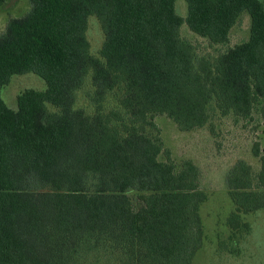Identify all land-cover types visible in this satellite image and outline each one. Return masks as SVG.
Masks as SVG:
<instances>
[{
    "label": "trees",
    "instance_id": "16d2710c",
    "mask_svg": "<svg viewBox=\"0 0 264 264\" xmlns=\"http://www.w3.org/2000/svg\"><path fill=\"white\" fill-rule=\"evenodd\" d=\"M30 1L0 37V264H193L207 195L199 167L175 161L154 118L191 130L207 123L212 100L243 117L259 99L264 120V1L186 0L185 17L177 0ZM244 12L249 40L196 64L182 25L225 43ZM31 72L46 89H26L11 108L2 88ZM115 88L131 117L125 135L75 105L80 90L100 107ZM261 159L257 183L244 160L228 174L238 211L264 207Z\"/></svg>",
    "mask_w": 264,
    "mask_h": 264
},
{
    "label": "rangeland",
    "instance_id": "374dc122",
    "mask_svg": "<svg viewBox=\"0 0 264 264\" xmlns=\"http://www.w3.org/2000/svg\"><path fill=\"white\" fill-rule=\"evenodd\" d=\"M176 7L180 15H187L186 0H177ZM31 9L30 0H6L0 7V37L5 34L12 18L23 17ZM180 33L182 39L192 46L194 61L199 64L203 58L217 57L249 40L251 17L244 12L231 28L229 40L225 43H210L207 38L193 32L186 23L182 25ZM87 34L91 53L101 58L104 32L96 16L90 17ZM26 89L45 90L46 83L32 72L14 75L9 84L2 88L1 95L8 106L16 109L17 97ZM121 94V89H113L98 107L86 90H80L75 105L89 113L100 110L110 117L111 125L125 135L124 125L131 124V117L121 106ZM49 108L55 110L52 105ZM262 108L263 102L257 99L251 113L242 117L233 111L221 110L212 100L208 105L207 123L191 130L180 129L166 114H157L154 118L161 129L165 146L175 161L181 163L191 159L199 167L201 188L207 195L201 206L204 244L193 264H264V207L255 211H238L227 183L230 170L240 160L251 166L254 183L259 181L264 154ZM257 149L259 155L255 153ZM136 194L130 191V195Z\"/></svg>",
    "mask_w": 264,
    "mask_h": 264
}]
</instances>
